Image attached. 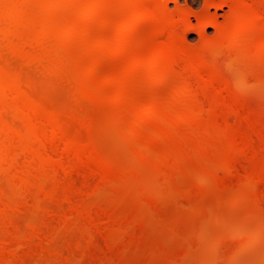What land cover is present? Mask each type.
Masks as SVG:
<instances>
[{
    "label": "bare ground",
    "instance_id": "6f19581e",
    "mask_svg": "<svg viewBox=\"0 0 264 264\" xmlns=\"http://www.w3.org/2000/svg\"><path fill=\"white\" fill-rule=\"evenodd\" d=\"M169 1L171 0H0V264H17L22 257L21 249L25 247L28 250L29 247L32 252L30 246L33 243L39 246L52 238L43 231L45 223H37L35 226L29 224L33 227L27 228L30 229L29 232L25 231L27 234L22 233L24 230L20 228L18 217L30 207L32 210L34 207L35 210L44 211L47 223L48 220L66 222L76 217L79 220L82 218L92 227H99V215L92 212V208L90 210L83 206L80 201L91 190L100 186L101 182L104 184L107 181L108 184V181L116 178L121 167L113 161L114 158L111 160L105 157L97 147L100 144L98 145V139L96 141L94 136L96 119L93 120L91 112L85 111L86 105L97 103L118 109L108 127L117 131L126 130L124 139L143 138L140 143L147 137L151 138L152 135H147L146 132L155 124L163 125H159L162 130L160 132L158 128L152 129L155 133L158 132L152 136V142L158 138L165 140L162 136L166 135L160 133L175 130L174 125L186 123L190 126L192 121L197 125L200 124L198 119L204 116L201 120L206 123L198 124L199 128L202 126L212 129L218 123L226 121L224 125L232 124V120H235L232 126H226L228 130H234V137L226 130L229 136L225 137L232 142L231 146L235 144L230 148L241 159L248 152L250 155L248 153L247 158L251 155L255 157L252 152L255 154L258 146L251 152L248 145L251 143L249 141L256 138L264 140V109L251 106L246 97L241 98V92L234 90L236 86L233 85L236 84L227 76L226 69H223L225 65L222 66V60L225 59L222 47H226V41L218 39L205 43L204 40V45H200V48L190 47L186 43L185 31L192 22L182 10L169 9ZM207 1L212 5H225L231 9L227 17L234 23H231L232 28L225 30V33L238 37L239 41L237 45L227 46V50H241L239 54L243 58L257 60L263 65L264 0ZM199 20L203 24L202 28L210 22L202 17ZM146 21L153 22L154 27L149 31L150 34L142 36L139 28ZM211 24L217 29L221 26L217 19ZM205 36L207 37L206 34ZM251 64L252 62L249 65ZM133 67L140 69L142 75L139 81L126 84L127 74L135 69ZM260 70L264 75L263 69ZM253 79L257 80L255 76ZM167 87H171L173 91L167 101H164L168 102L166 107H161L164 106L162 100H166L161 96V106L160 103L154 104L147 114L139 110L138 97ZM212 103L213 108L210 107ZM202 105L205 109L208 105V111L205 110L208 113L202 111ZM214 105L220 108L217 110ZM192 107L198 111H193ZM229 111L235 115H228ZM232 115L237 119L231 118ZM228 116H231L229 121ZM105 118L106 116L104 120L107 123ZM219 124L215 127H220ZM163 126L169 128H161ZM197 126L194 127L198 129ZM215 127L213 129H217ZM207 129L204 131L209 130ZM246 129H250L247 136ZM105 130L109 131L108 128ZM242 137L249 139H245L244 143L243 139L241 141ZM233 138L236 140L232 141ZM148 139L145 143L149 145ZM154 143L147 149H135L138 159H148L147 156L154 150ZM132 151L134 152L133 149ZM257 152L259 155L261 152L264 154L263 151ZM256 158L260 165L257 166L261 167L263 155L262 160H259V156ZM231 165L235 167L236 163L232 161ZM256 169L255 171H261ZM94 175L99 178V182L95 185L96 188L90 186L91 190L87 191L90 189L87 181ZM253 175L257 176L256 179ZM259 175V172H252L251 178L253 176L252 180L255 179L258 185L261 181L264 186V172L260 178ZM78 178H81L80 183ZM52 203L64 205L63 212L58 213L59 210H56L55 214V210H50L49 204Z\"/></svg>",
    "mask_w": 264,
    "mask_h": 264
},
{
    "label": "rangeland",
    "instance_id": "374dc122",
    "mask_svg": "<svg viewBox=\"0 0 264 264\" xmlns=\"http://www.w3.org/2000/svg\"><path fill=\"white\" fill-rule=\"evenodd\" d=\"M215 1L220 2V0ZM212 4L207 0H171L168 2V8H172L171 10H182L187 14L190 23L192 22L187 28L189 30L185 31L186 43L190 47L198 49L201 47L200 45H204V40L205 43L210 40L218 41V39H221L219 40L221 42L226 41L224 42L226 47H222L225 51L221 48L223 56H225L223 57L225 59L222 60V66L225 65L226 68L223 66V69L227 70H225L226 74L228 73L227 76L230 77L233 84H236L233 85V87L236 86L234 90L241 92V95H243L241 98L246 97L251 106H256L258 107L257 109H264V81H262L264 78H261L264 75H262L260 70H264L262 68L264 64L260 65L257 60L252 59L251 61V59L243 58L239 54L241 50H231L232 52L227 50V46L237 45L239 41L238 37L234 35L228 36V33H225V30L232 28L233 24L231 25V23H234L228 20L227 17L230 15L228 13H230L231 9L225 5L221 7ZM199 17L205 18L206 21L208 20L207 22L210 21L205 25L206 27L204 26L205 28H202L203 24H201ZM216 19L221 22L223 28L220 26L221 29H217L211 24ZM228 25L230 28H228ZM153 27V22H143L139 28V34L146 36L150 34ZM221 34L226 35V37ZM218 36H221V38H218ZM207 38L209 40H206ZM226 51L227 53H224ZM250 62H252L251 65H249ZM226 64H229V66H226ZM251 66L254 67L251 68ZM133 68V70L129 71L130 75L129 73L127 74L126 84L139 81L142 75L140 69H137V67ZM258 70H260L259 73L257 72ZM249 72L252 73L249 74ZM257 75L260 76L258 77ZM254 76L257 80L253 79ZM244 85L245 87H243ZM160 90H154L138 97V108L142 113L147 114V112H150L156 103H160V106L163 104L164 106H161L163 108L167 106L168 102L164 101H167V97L171 95L173 90L171 87ZM244 92H248L251 96ZM237 94L239 95V93ZM161 96L162 99L163 97L166 99L162 100L163 102L161 101L162 104L160 102ZM213 104L212 106L208 105L213 108ZM91 105L93 106L91 107ZM86 106L85 109L88 111H85L91 112L90 114L94 115L93 120L96 119L94 121L96 127L94 136L96 141L98 139V145L100 144L97 147L100 148L99 150L103 152L104 156L106 155L105 157L111 160L114 158L113 161H116L119 167L122 168L117 171L120 176L118 175L111 180L113 181L112 183L111 181H108V184L107 181L104 184L101 182V185L96 188L95 185L99 182V178L97 179L96 175L87 181L88 188H90L87 191H90L91 187L96 189L91 190L90 194L83 199L84 201L81 200L80 202L88 209L91 210L92 208L91 211L99 215L100 225L98 228V225L92 227L93 225L85 222L82 218L79 220V218L75 219L76 217L66 222L60 220H52L50 222L48 220V223L50 222L49 225L47 220L45 222L46 214H44V211L35 210L34 207L32 210V207H30L31 209L28 208L29 210L27 209L21 214L22 217L21 215L18 217L20 228L22 227L24 230L22 233L25 231L29 232L30 229L27 228L33 227L30 225L35 226V224L38 225L37 223L41 225L45 223L43 231L45 234L46 232L49 233L48 236H52V238L39 244L41 248L36 243H33L30 246L32 252L29 251V247L27 248L28 250L25 247V249H21L24 254L22 253V257L17 261V264H264V186L260 180V182L258 181L259 185L257 184L255 180L257 176L253 175L255 176L254 180H252L253 176L251 178L252 172H259V178L261 173L264 172V166H262L264 162L261 163L260 161L261 169L256 158L259 156V160H264V158L261 159V155L264 157L261 152H264L261 149L264 148L262 147L264 140L256 138L255 140L259 143L255 140L249 141L251 143L247 142L250 144L248 148L251 149V152L255 146H258L255 150L258 149L254 151L256 152L255 154L252 152L255 157L251 155L248 159L246 157L250 155V152H248L249 155L248 153L247 155L242 153V156L244 154V159H241L238 155L235 156V153L230 148L232 142L225 137L229 136V134H234L232 133L234 130L230 131L226 126H232L235 120L231 119L232 124L224 125L227 118L224 123L221 122L220 124L218 123L219 119L217 121L219 126H224L222 128L215 127L218 125L216 124L213 126L217 129H213L214 127L212 126L213 128L210 129V127L208 130L206 127L200 126L201 128H199L197 126L199 124L198 120H200V124L205 122L201 120L205 117L202 116L203 118L197 120V125H195L196 122L193 124V121L190 126L188 123V125L182 123L179 126L174 125L173 128L175 130L171 129L168 131L166 129L169 127H161H167L163 130L168 133H160L161 135H166L162 136L165 140L158 138L159 140L153 141L155 142L153 146H155L153 152L151 151V154L149 153V156H147L149 160L147 158L138 159L137 150L135 151V149H147L150 144L152 147V136L162 131L159 125L163 124H155L157 127L153 126V128H158L157 133L152 130L153 128L150 131H148L149 129L147 130V135L148 133L152 135V139L147 137L150 139H148L150 143L148 145L145 143L148 142L146 141L147 138L144 139L143 143H140L143 138L124 139L125 134H127L126 130L121 129L118 132L114 128L108 127L110 126V119L117 113L118 109L115 107L97 105V103L96 105L91 103ZM214 106L216 107V105ZM204 107L202 105V111H208V108L206 107L205 109ZM192 109L193 111L196 110L193 107ZM209 110L214 109L209 108ZM231 112L229 111L228 115H235V113ZM205 113L208 112L205 111ZM102 114L103 116H101ZM233 115L230 117L233 118ZM105 116L107 123L104 120ZM230 117L228 116L227 121H229ZM233 119H237V117ZM211 123L208 124H214ZM192 124L197 126L198 129ZM105 127L109 131L105 130L107 129ZM202 129L203 131H201ZM204 129L208 131H204ZM231 129L234 128L231 127ZM226 130L230 131L228 132L229 134L226 133ZM246 132L247 136L250 129H246ZM200 135L203 136L199 137ZM242 139L246 143L245 139L247 141L249 138L242 137L241 141ZM238 141L240 142V139ZM136 142L138 146H136ZM234 146L235 144L231 147ZM257 151L261 152V155ZM135 156L137 157L135 158ZM238 158L239 160L237 161ZM232 161L236 163L235 167H233L235 164L231 165ZM256 167L259 169H256ZM255 169L262 172L255 171ZM80 179L78 178L79 183ZM99 187L100 189H98ZM49 207L50 210H55V214H57L58 210V213L63 212L62 210L64 209V205L57 203L49 204ZM83 223H86V225H83ZM258 230L260 232H257Z\"/></svg>",
    "mask_w": 264,
    "mask_h": 264
}]
</instances>
